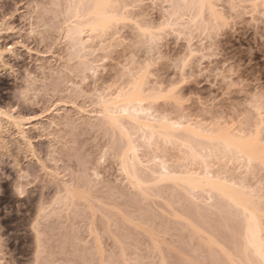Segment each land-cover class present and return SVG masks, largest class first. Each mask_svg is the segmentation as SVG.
<instances>
[{
  "label": "rangeland",
  "instance_id": "1",
  "mask_svg": "<svg viewBox=\"0 0 264 264\" xmlns=\"http://www.w3.org/2000/svg\"><path fill=\"white\" fill-rule=\"evenodd\" d=\"M69 1L0 0V264H239L241 209L159 180L158 157L181 170L183 147L147 143L127 120L123 135L101 103L145 70V85L166 93L148 103L158 116L250 128L264 116V1L218 0L224 19L211 27L174 14L171 0H121L131 17L102 36L71 35ZM134 20L154 27L152 40ZM125 148L137 184L122 167ZM211 161L236 180L248 172ZM260 166L244 182L262 207L263 239Z\"/></svg>",
  "mask_w": 264,
  "mask_h": 264
},
{
  "label": "bare ground",
  "instance_id": "2",
  "mask_svg": "<svg viewBox=\"0 0 264 264\" xmlns=\"http://www.w3.org/2000/svg\"><path fill=\"white\" fill-rule=\"evenodd\" d=\"M71 1L74 2V5H75V6L73 5L74 9H72L74 12L72 15V18L74 19V22L72 21L74 26L72 25V27L70 28L71 29L70 33L72 32L71 35H80L81 32H83V30H87L90 33H93L97 36H99V35L102 36L103 33L104 32L106 33V31L109 29L111 30V28H113V30H115V28H118L115 26L117 24H122L121 23L122 21H123L124 25H126L125 20L127 19V15L131 17L130 14H132L131 13L132 11L130 12V14L128 11H122V9L127 8V6L125 5L126 6L125 7L124 6L125 3H124L123 4L124 7H123L120 4L121 0H70L69 3ZM117 1H119V2H117ZM217 1L218 0H171L172 5L175 7L174 14H178L182 10L191 11L192 12L191 13L192 14L191 20L193 21L194 24H196L198 26V24L199 25L201 23L203 24V21H204L203 25L209 26L211 23L212 24L211 27L212 26L213 27L218 26L217 25L218 22L223 21V20H221L223 17L221 18V14H220L222 12H220V10L216 8V4H217L216 2ZM119 5H120V7H122V9L118 8ZM125 12H128V14L126 13L127 14L126 15ZM205 13H207V15H208L207 19H208L209 24H207V25L205 24V23H207V20H206V22L204 20L205 15L203 16V14H205ZM132 19H135V17L131 18V20ZM129 20H130V18H129ZM137 21H135V25H137V26L134 28L135 29L137 28V31L139 30L138 32H140L139 33L140 35L142 34V37L147 35V37L150 40H152L153 35H155V33L153 34V32H156L155 30L153 31L154 27L151 26L152 29H150V26H148V27H147V25H146V27L144 26V23L142 22L143 20L141 21L143 24L140 22L138 24H136ZM221 22L219 23V25L221 24ZM213 24H215V25H213ZM141 25H143L144 27ZM162 25H166V24H162ZM159 26H161V25H159ZM205 26H203V27H205ZM206 28H208V27H206ZM157 29L160 30L161 28L158 27ZM148 38H147V40H148ZM143 72L140 74L141 76L138 74L139 72L137 73L139 76L131 73V79L127 78L128 81H124V83L121 82L122 84L119 85L121 87H118V89L116 90V92L112 96L109 95L110 97L108 96V98H106L105 100H102L103 103H101V104L103 106L102 108L104 111L103 110H101V111L106 113L105 117L108 118L110 124L118 126L119 129H121L120 131L123 135L127 136V134H130L132 132V131L129 132L130 130L126 126L127 123L125 124L123 122L124 120H127L128 124L130 123L129 125L130 126L133 125V128L136 129L135 130L136 132H137V129L139 130V132H142L141 133L142 136L140 134V137H143V138H141V140L144 139L145 141H147V143L154 140V144H155L156 143L155 140L157 139V140H161L162 144L164 142L166 144L171 143L172 145H174V146L176 145L177 147H180V146L183 147V149L185 151L184 155L186 154V159H183V158H185V156L184 155L182 156L183 153H181L178 150L181 153L180 156L182 157V158L181 157H178V158L179 159L181 158L185 161L184 163H183V160H182V163L180 162L183 165H181V166L178 165V166H180L179 168H181V170H180L177 167L178 172L180 171L179 173L175 171L177 169H173L175 167V165L173 168H170L172 165L169 163H168L169 165H167L166 162L164 161L165 158L161 159L160 157H158L159 158V159H157V161L159 160L158 166L160 164L159 167L161 168V169L160 168H158V169L162 170L161 172L159 171V173H158V174H160V177L158 175V179L161 180L160 179L161 177H162V179H165V180L172 179L174 181V183H177L179 181L178 184L184 185V187L187 188L188 190L190 189L193 192H197L200 190V191H202V193L208 194L209 197L210 196L212 197V195L220 196V199H226L227 201H229L230 205H232V207H234V208L238 207L239 208L238 209L239 211L237 210L238 212H240V209H241V213H239V214L244 215L243 218L242 217L241 218L244 221L243 224H245L243 226L244 231H242L243 234L241 236L243 239L242 238L240 239V240H243L241 243V244H243V247H241L242 245H240V247L243 248L242 249L243 251L241 250V252H242L241 253L240 249H239V252L236 251V253L233 256L235 257V255L238 252L239 264L241 263L242 260L243 261L241 264H264V256L261 255V253L264 252V247H263L264 245L262 242V240H264V238L262 239V237L260 235L261 230L263 228L260 227L261 223L259 222L260 221L259 219L262 217V214H263L262 213L261 216L259 215V213L262 212V211L259 212V210H262L261 209L262 207L259 208V205H258L259 199L255 198L256 194H254V195H253V193H252V195L248 194V193L251 194L252 190L251 191L249 190L250 192H248L247 189H251V188H249V186L245 184V182L247 181L246 175L248 174V172L250 173L251 170L253 171V169H252L253 167L255 169V167L257 165L258 166L261 165L260 167L264 166V125H263L264 124V120H263L264 116H263V118L260 117V115L262 116V111L260 113V110H261L260 107L258 106L259 107L258 108L256 106L257 109H260V110H258L259 113H258V111L256 112V114L258 113V115H254L255 116L254 118L251 116L249 117V115L246 116V117H248V118H246V121H247V119L248 120L250 119V121H251L252 118L255 120V118L257 119L259 117L254 123H251L250 121H248L246 123V121H243L246 124H248L250 122L251 124L249 123L247 125L248 127L250 126V128H247L245 124H244L245 127H244V125L243 126L241 125L244 128L240 127V125H239V128H237V129L234 126L228 128L230 126V124H229V126L225 125V127H224V125L222 126V124H221L217 127L218 123H216L215 128H213L215 126V124L214 125L212 124L213 127H211V128H209L210 126L207 128L208 125L205 126L206 127L205 128L204 126H201L202 125V124H200L201 122L200 123L193 122L196 124H192V122H190V123H188L187 121L184 122V120L180 119V118L178 120L175 118L176 120L174 119V121L173 120L171 121L168 117H167L168 118L167 119L165 115L160 114L162 117H160V115L158 116V114L156 113L157 111H155L153 109L154 108L152 106L153 104L152 105L148 104V103H150V101H153V100L156 101L155 99L161 95H162L161 97H164V95L166 93H164V95H163L162 91H159V90L155 91L156 90L155 87H154L155 90L153 89L154 85H152L151 89H149L148 85L147 86L145 85L146 74H145V72L144 73ZM143 74H145L144 75L145 77L143 76ZM167 92L170 93V94L167 93V95H169V97L167 96L168 98L171 97L170 95H172L171 98L174 97L172 90H168ZM165 97H166V95H165ZM249 108L253 109L252 107H249ZM182 118H184V117H182ZM253 119H252V122L254 121ZM204 125H206V124H204ZM178 131H179V133H178ZM125 133H127V134H125ZM133 134H135V133H133ZM129 140H131V139H128V142H130ZM145 141H144V143H146ZM135 146H136L135 143H132V142L128 143L127 148L129 151H131L129 153L136 155L135 150H137V149H135L136 148ZM127 148H125V150H124L125 152L122 153V158L124 157L123 159H125V160L126 159L129 160V158H130L127 155L125 157V154H128ZM128 155H130V154H128ZM130 156L132 157L133 155H130ZM155 157H157V156H155ZM135 158H137V157L135 156ZM211 159H213V160L214 159H222V160L227 161V162L234 161V162H230L229 164L233 163V165H234V163L235 164L237 163L240 167L238 169L242 168L240 170V175H241L242 171L245 172V170H248V172L242 173V174H246V175H244V176L241 175L243 177H240V178L238 177L239 179L236 180L237 176L233 177V174H234V171H233L232 172L233 174L231 177H233L234 180H233V178L230 179L231 177L229 176L230 177L229 178V177H227V175H231V173L224 175V173H229L225 170L228 168L224 169L222 166L218 165L219 167H222V169H224L226 172L224 170H223L224 173L220 172L221 168L218 169L217 171H214L215 169L213 168L214 166L211 165V162H212ZM125 160H124V163L123 162H121V163H122V167L124 166L123 168H124V171L126 172L127 176H129V178L132 177L133 180L135 178V180L137 179L139 181L140 178L138 179L136 177V175H138V173L135 171V169L133 170L134 166H132L131 165L132 163H131V164H129V166L132 168H129V166H127L128 161L127 160L125 161ZM209 160L211 162H209ZM138 161H139V159H138ZM215 161H213L214 164L220 160H217L216 162ZM216 164H218V163H216ZM216 164H215V167L217 166ZM223 164L226 165L227 163L225 162ZM135 165H136V163H135ZM238 165L237 166L234 165L236 168L233 167L234 169H236L237 173L239 172V171H237ZM122 167H121V169H122ZM127 167L130 169V171H129V169L127 170ZM229 170H230V168H229ZM124 171H122V172H124ZM131 171L136 172L137 174H134ZM139 175H140V173H139ZM238 175H239V173H238ZM242 178L245 180H243ZM154 179H155V177H154ZM137 180L135 181L136 184L138 183ZM144 180L145 179H143V181ZM165 180H161V181L165 182ZM175 180H177V182ZM166 182H168V181H166ZM142 183H144V182H142ZM195 189H196V191H194ZM188 190H187V192H190V190L189 191ZM252 196L254 197L255 201H253ZM256 199H258V201ZM230 205H228V206H230ZM233 211H234V209H233ZM226 214H228V213H226ZM261 226H262V224H261ZM240 228H242V227H240ZM240 231H241V229H240ZM262 232H264V231H262ZM213 251L216 252V250H213ZM209 252H211V251H209ZM239 253H241L243 256L240 255ZM230 255H231V253L228 254V257ZM233 256H230V257H232V259L235 261L236 257L234 258ZM241 256L244 259L241 258ZM225 258H227V257H225ZM238 258H236V259H238ZM196 259H198V258H196ZM229 259L232 261L231 258H229ZM208 263L210 264L211 262H208ZM235 264H237V262Z\"/></svg>",
  "mask_w": 264,
  "mask_h": 264
},
{
  "label": "snow or ice",
  "instance_id": "3",
  "mask_svg": "<svg viewBox=\"0 0 264 264\" xmlns=\"http://www.w3.org/2000/svg\"><path fill=\"white\" fill-rule=\"evenodd\" d=\"M22 194H23V193L21 192V195H22ZM261 255L264 256V252H262Z\"/></svg>",
  "mask_w": 264,
  "mask_h": 264
}]
</instances>
